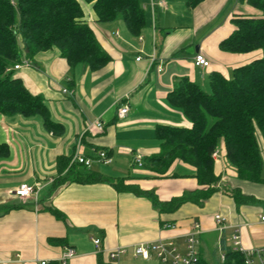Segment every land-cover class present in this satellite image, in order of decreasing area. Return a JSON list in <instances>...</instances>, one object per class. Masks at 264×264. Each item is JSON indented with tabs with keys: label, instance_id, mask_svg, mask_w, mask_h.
Masks as SVG:
<instances>
[{
	"label": "crops",
	"instance_id": "1",
	"mask_svg": "<svg viewBox=\"0 0 264 264\" xmlns=\"http://www.w3.org/2000/svg\"><path fill=\"white\" fill-rule=\"evenodd\" d=\"M146 1L144 8L152 18L139 36L132 35L123 20L124 26L119 19L98 23L91 5L85 7L87 20L112 57L103 68L72 67L53 49L38 53L29 66L16 69L27 89L43 97L55 124L45 125L40 115L0 113V142L9 148V155L0 158V264L58 262L67 247L76 251L68 264H106L110 249L128 246L131 250L137 243L160 239L173 241L184 252L195 223L201 226L200 255L210 262L214 257L220 260V249L230 247L236 229L244 249H264V221L260 219L264 183L238 178L223 141L214 159L219 190L203 206L187 202L166 213L145 197L118 191L111 182L58 184L70 167L85 172L83 166H70L75 154L93 156L105 149L112 162L95 163L90 171L111 180L126 178V184L153 190L161 201L200 188L195 168L181 160L165 176L155 177L134 159L141 155L145 160L160 152L158 125H191L167 99L177 78L187 77L203 86L212 72L229 77V69L250 57V52L219 48L233 30L230 17L237 5L250 10L249 4L246 0H205L189 8L185 0L181 8L176 0H164L165 6L157 8L154 19ZM197 54L206 58L207 66L196 64ZM25 59L23 55L21 62ZM123 104L129 105V111L118 118L117 110ZM98 120L104 123L102 132L95 128ZM262 147L264 156V143ZM63 159L69 160V166L60 172ZM25 183L38 187V192L17 196L16 188ZM232 189H239L248 200L237 203ZM216 214L225 217L222 231L214 220ZM95 239H100L98 246ZM138 259L130 252L120 264H140Z\"/></svg>",
	"mask_w": 264,
	"mask_h": 264
},
{
	"label": "trees",
	"instance_id": "2",
	"mask_svg": "<svg viewBox=\"0 0 264 264\" xmlns=\"http://www.w3.org/2000/svg\"><path fill=\"white\" fill-rule=\"evenodd\" d=\"M205 0H186L189 8ZM141 0H0V113L13 116L40 115L47 126L55 124L42 96L27 89L21 78L13 76V65L22 56L29 59L44 51L56 49L70 66L85 64L91 70L103 68L111 55L99 42L95 30L86 18L85 7L91 5L98 23H110L121 18L129 32L139 36L147 19ZM261 11V16L233 13V30L219 43L230 53H249L263 50V56L233 68L232 76L219 71L209 75V90L187 77L175 80L167 99L188 118L189 127L158 125L155 133L161 150L143 161V167L165 176L176 160L195 168L200 188L185 192L169 201L159 200L153 190L136 184H126V178L109 179L92 172L73 171L58 184L68 182H111L118 191H127L149 199L160 212H174L182 204L191 202L203 206L219 190V176L215 173L214 151L223 141L229 163L236 168L238 178L264 183V156L259 136L264 143V0H246ZM110 153V152H109ZM9 155V148L0 142V158ZM69 160L59 162L60 172ZM230 194L237 203L248 200L239 189ZM62 216L61 213L55 212ZM225 261L221 264H246L244 254L223 247ZM37 264V263H31ZM47 264H60L49 262ZM197 264H212L200 255Z\"/></svg>",
	"mask_w": 264,
	"mask_h": 264
},
{
	"label": "built area",
	"instance_id": "3",
	"mask_svg": "<svg viewBox=\"0 0 264 264\" xmlns=\"http://www.w3.org/2000/svg\"><path fill=\"white\" fill-rule=\"evenodd\" d=\"M165 6L164 0H149V7L151 9L153 18L155 19L156 10L158 7ZM145 7V6H144ZM140 39H142L140 37ZM141 59L139 56L137 60ZM197 65L207 66L208 61L206 58L197 54L195 57ZM31 60L29 58L22 62L16 63L11 69L16 70L21 68L23 65H30ZM159 71L162 70V66H159ZM65 92H69L66 88ZM129 111V105L123 104L117 110L118 118H124ZM95 128L98 132L104 131V123L100 120L95 122ZM214 159L218 157V149L213 153ZM143 157L137 155L134 159V163L138 166L143 165ZM112 162L111 154L105 150H97L93 156L85 155L83 153L75 154L71 160V165H80L85 168H91L95 163L110 164ZM38 192V187L30 184H21L16 188L15 193L20 197H30ZM260 219L264 221V215L260 216ZM214 220L219 225V230L224 229L225 217L222 214H216ZM167 228H175L173 224H166ZM200 234L201 226L199 223L194 224V229L191 231L185 240V250L180 251L178 246L170 240H154L140 242L134 245L131 250L128 246H120L108 251V260L106 264H120L124 256L131 252L134 258H140L142 260L149 261L156 259L158 264H197L200 257ZM231 245L229 249L231 251L240 252L244 254L246 264H264V249L247 250L242 246L241 235L239 229H236L231 235ZM94 243L98 246L100 239H95ZM76 255V251L73 247L65 248L61 258L59 259L60 264H68V261ZM220 262L225 261V251L220 249L219 255ZM37 264H47L48 260H38Z\"/></svg>",
	"mask_w": 264,
	"mask_h": 264
},
{
	"label": "rangeland",
	"instance_id": "4",
	"mask_svg": "<svg viewBox=\"0 0 264 264\" xmlns=\"http://www.w3.org/2000/svg\"><path fill=\"white\" fill-rule=\"evenodd\" d=\"M142 2H141V4H142V7L144 8V6L146 5V3H147V1L146 0H141ZM176 3L178 4V5H180L181 6V8H185L184 6V3H185V0H176ZM247 3H245V5H246ZM249 6V8H250V10H244L239 4L237 5V7L235 8V10H234V12L235 13H245V14H252V15H255V16H261L262 15V13H261V11H259V10H257L256 8H254V7H252V6H250V5H248ZM177 8V10H180L179 9V7H176ZM144 10H145V15H146V19H147V21L149 20H151V15H150V11H148V9H146V8H144ZM148 21V22H149ZM118 22H120V23H122V19L121 18H119V20H118ZM101 24H105V23H101ZM122 25H123V23H122ZM124 26V25H123ZM162 28H163V26H161ZM263 56V50L262 49H257V50H254V51H252V52H250V57L245 61V62H242V63H244V64H246V63H249V62H251L253 59H255V58H260V57H262ZM240 65H242V64H240ZM221 71H223V70H221ZM223 73H224V71H223ZM21 74V71H14V74H13V76H19ZM228 76L229 77H231L232 76V70L231 69H229V73H228ZM203 88L205 89V90H209V82L207 81V82H205V83H203ZM259 142H260V145H261V150L263 149V140H262V138L259 136ZM104 168H106V170H108L109 168H107V167H104ZM110 168H111V166H110ZM263 175H264V173H263ZM139 261L138 262H140V264H158V261L156 260V259H151V260H149V261H142L141 259H138ZM220 262V260H218V257H216V259H215V257H214V260H212L211 261V263L212 264H221V262Z\"/></svg>",
	"mask_w": 264,
	"mask_h": 264
}]
</instances>
